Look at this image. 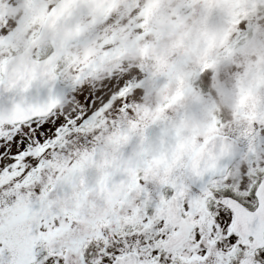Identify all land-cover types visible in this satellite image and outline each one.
I'll return each mask as SVG.
<instances>
[{"label": "snow or ice", "instance_id": "snow-or-ice-1", "mask_svg": "<svg viewBox=\"0 0 264 264\" xmlns=\"http://www.w3.org/2000/svg\"><path fill=\"white\" fill-rule=\"evenodd\" d=\"M0 264H264V0H0Z\"/></svg>", "mask_w": 264, "mask_h": 264}]
</instances>
